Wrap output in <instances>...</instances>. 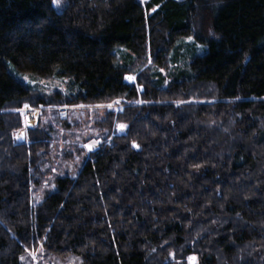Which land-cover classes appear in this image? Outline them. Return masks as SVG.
<instances>
[{
	"label": "trees",
	"instance_id": "trees-1",
	"mask_svg": "<svg viewBox=\"0 0 264 264\" xmlns=\"http://www.w3.org/2000/svg\"><path fill=\"white\" fill-rule=\"evenodd\" d=\"M0 264H264V0H0Z\"/></svg>",
	"mask_w": 264,
	"mask_h": 264
},
{
	"label": "rangeland",
	"instance_id": "rangeland-1",
	"mask_svg": "<svg viewBox=\"0 0 264 264\" xmlns=\"http://www.w3.org/2000/svg\"><path fill=\"white\" fill-rule=\"evenodd\" d=\"M187 40L190 41V43H192L194 41L193 38H190ZM198 47L202 48L203 46L201 47V45H198ZM18 78L20 80L26 82V83L37 86L39 89H42V91H45L48 93H52V92L57 91V90H61V91L65 90V84L61 83V82H54V83L42 82V81L41 82H33V81H30L29 79H27V78H25L19 74H18ZM134 81H135L134 77H128V82L133 83ZM120 109H121L120 105H114V104H110V105H106V106H104V105L103 106H91V107H84V108H82V107L69 108V109L66 108L62 112V117H66L68 114H71V115L74 114L75 115L77 112L83 111V113H84L83 115H85L86 117H88V115H92V114L94 115L95 113H98L97 117L101 118V117H103V115L106 111H118ZM29 111H32L33 113H35L38 117V120H39L41 110L40 109H34V108H31L29 105H26L22 110L19 111L22 114L24 126H25V122H26L25 116ZM88 119L90 120L91 118L88 117ZM24 129L16 134L17 140H19V141L24 140V137H25L24 136ZM88 130H90V129H88ZM122 130H123V128L120 127L119 132H121ZM87 146L88 147H86V148L88 150L91 149L90 151H93L98 147V143L93 141V142H90ZM34 260L37 261L36 256H34ZM193 262H194V260H192V263Z\"/></svg>",
	"mask_w": 264,
	"mask_h": 264
},
{
	"label": "built area",
	"instance_id": "built-area-1",
	"mask_svg": "<svg viewBox=\"0 0 264 264\" xmlns=\"http://www.w3.org/2000/svg\"><path fill=\"white\" fill-rule=\"evenodd\" d=\"M26 122H25V127H34L36 126L37 122H38V117L35 113H33L32 111H29L26 116Z\"/></svg>",
	"mask_w": 264,
	"mask_h": 264
},
{
	"label": "snow or ice",
	"instance_id": "snow-or-ice-1",
	"mask_svg": "<svg viewBox=\"0 0 264 264\" xmlns=\"http://www.w3.org/2000/svg\"><path fill=\"white\" fill-rule=\"evenodd\" d=\"M60 0H52V5L56 8H59ZM119 127L123 128L125 127L124 125H120ZM85 147H88L87 145ZM91 150V149H89ZM191 259V258H190Z\"/></svg>",
	"mask_w": 264,
	"mask_h": 264
},
{
	"label": "water",
	"instance_id": "water-1",
	"mask_svg": "<svg viewBox=\"0 0 264 264\" xmlns=\"http://www.w3.org/2000/svg\"><path fill=\"white\" fill-rule=\"evenodd\" d=\"M143 89H141V91H142Z\"/></svg>",
	"mask_w": 264,
	"mask_h": 264
}]
</instances>
